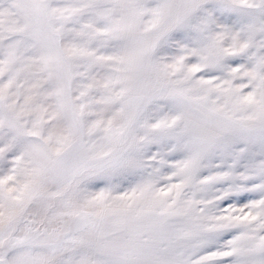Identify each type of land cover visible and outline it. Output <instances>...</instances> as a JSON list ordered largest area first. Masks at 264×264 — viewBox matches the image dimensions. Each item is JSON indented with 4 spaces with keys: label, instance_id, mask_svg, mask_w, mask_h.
I'll return each instance as SVG.
<instances>
[{
    "label": "snow or ice",
    "instance_id": "1",
    "mask_svg": "<svg viewBox=\"0 0 264 264\" xmlns=\"http://www.w3.org/2000/svg\"><path fill=\"white\" fill-rule=\"evenodd\" d=\"M0 264H264V0H0Z\"/></svg>",
    "mask_w": 264,
    "mask_h": 264
}]
</instances>
